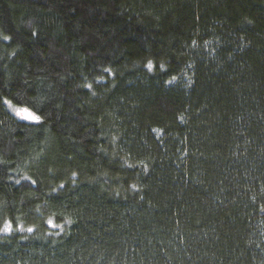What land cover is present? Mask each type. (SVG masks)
<instances>
[{"label": "trees", "instance_id": "trees-1", "mask_svg": "<svg viewBox=\"0 0 264 264\" xmlns=\"http://www.w3.org/2000/svg\"><path fill=\"white\" fill-rule=\"evenodd\" d=\"M6 222L0 264H264V0H0Z\"/></svg>", "mask_w": 264, "mask_h": 264}, {"label": "snow or ice", "instance_id": "snow-or-ice-1", "mask_svg": "<svg viewBox=\"0 0 264 264\" xmlns=\"http://www.w3.org/2000/svg\"><path fill=\"white\" fill-rule=\"evenodd\" d=\"M5 39H10L9 37H5ZM147 68L149 70H151L153 68V65L151 62H149L147 64ZM175 79V78H174ZM89 88L91 87V85L88 86ZM4 103L12 109V111L15 113V115L17 117H19L22 120L25 121H31V122H40L42 120V117L40 115H38L36 112L32 111L30 108L28 107H15L13 108L12 106V102L11 101H4ZM135 187V186H134ZM49 224H53V221L51 219L48 220ZM54 227H61L60 225H55L53 224ZM33 229L29 228L28 231H32ZM0 231H4V232H10L12 231V225L11 222H6L3 225V228L0 229Z\"/></svg>", "mask_w": 264, "mask_h": 264}, {"label": "rangeland", "instance_id": "rangeland-1", "mask_svg": "<svg viewBox=\"0 0 264 264\" xmlns=\"http://www.w3.org/2000/svg\"><path fill=\"white\" fill-rule=\"evenodd\" d=\"M28 122H31V121H28Z\"/></svg>", "mask_w": 264, "mask_h": 264}]
</instances>
